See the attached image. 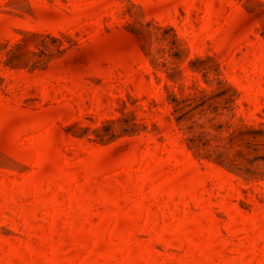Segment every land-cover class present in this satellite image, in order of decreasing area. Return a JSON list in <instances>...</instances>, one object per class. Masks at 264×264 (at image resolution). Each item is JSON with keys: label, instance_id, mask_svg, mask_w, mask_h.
Masks as SVG:
<instances>
[{"label": "rangeland", "instance_id": "rangeland-1", "mask_svg": "<svg viewBox=\"0 0 264 264\" xmlns=\"http://www.w3.org/2000/svg\"><path fill=\"white\" fill-rule=\"evenodd\" d=\"M0 264H264V0H0Z\"/></svg>", "mask_w": 264, "mask_h": 264}]
</instances>
